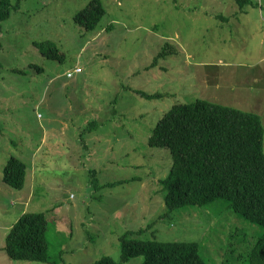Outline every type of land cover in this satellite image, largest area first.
I'll list each match as a JSON object with an SVG mask.
<instances>
[{
    "label": "rangeland",
    "instance_id": "obj_1",
    "mask_svg": "<svg viewBox=\"0 0 264 264\" xmlns=\"http://www.w3.org/2000/svg\"><path fill=\"white\" fill-rule=\"evenodd\" d=\"M89 2L22 0L0 27V264L122 262L127 233L197 241L208 264H250L263 227L224 199L160 219L173 157L149 137L175 104L198 99L258 113L264 125V0H102L106 15L86 31L74 15ZM12 156L37 167L34 194L29 177L21 190L4 183ZM24 211L49 219L52 261H14L3 249Z\"/></svg>",
    "mask_w": 264,
    "mask_h": 264
},
{
    "label": "trees",
    "instance_id": "obj_2",
    "mask_svg": "<svg viewBox=\"0 0 264 264\" xmlns=\"http://www.w3.org/2000/svg\"><path fill=\"white\" fill-rule=\"evenodd\" d=\"M21 1L14 5L13 0H0V27L13 10L20 7ZM106 13L102 0H90L74 15V21L83 30L93 31ZM35 44L47 58L63 57L54 42L35 41ZM72 71V76L66 73L69 78L81 73L82 68L77 65ZM138 93L146 98L160 96L141 90ZM89 123L94 124V121ZM149 144L168 148L173 157L170 172L161 181L167 189V210L160 219L187 207H203L224 199L238 215L263 227L250 264H264V125L261 115L206 99L178 103L159 120ZM28 174L27 163L12 156L4 169L3 181L21 190ZM49 224L44 212L22 214L5 238L4 250L10 259L52 261L47 238ZM121 239L123 263L144 256L142 264H208L197 241L138 240L129 238V233ZM122 262L104 256L93 264Z\"/></svg>",
    "mask_w": 264,
    "mask_h": 264
},
{
    "label": "crops",
    "instance_id": "obj_3",
    "mask_svg": "<svg viewBox=\"0 0 264 264\" xmlns=\"http://www.w3.org/2000/svg\"><path fill=\"white\" fill-rule=\"evenodd\" d=\"M28 177H29V181H30V194H34V189L37 188V184L40 183V181L38 180L39 178V174L37 173V167L35 166H32L30 171H29V174H28ZM25 210V209H24ZM25 212V211H24ZM23 212V214H24ZM19 219V218H18ZM17 219V220H18ZM16 220V221H17ZM13 225H10V228L12 227ZM10 230V229H9ZM7 230L4 229V234H6ZM3 234V235H4ZM8 234V233H7ZM3 249H4V246H3Z\"/></svg>",
    "mask_w": 264,
    "mask_h": 264
},
{
    "label": "built area",
    "instance_id": "obj_4",
    "mask_svg": "<svg viewBox=\"0 0 264 264\" xmlns=\"http://www.w3.org/2000/svg\"><path fill=\"white\" fill-rule=\"evenodd\" d=\"M76 70L79 71L80 69L78 68ZM73 74H74V71H72V70L67 73L68 76H72Z\"/></svg>",
    "mask_w": 264,
    "mask_h": 264
}]
</instances>
